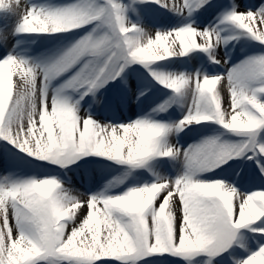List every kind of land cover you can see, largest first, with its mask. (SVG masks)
I'll list each match as a JSON object with an SVG mask.
<instances>
[{"label":"rangeland","instance_id":"obj_1","mask_svg":"<svg viewBox=\"0 0 264 264\" xmlns=\"http://www.w3.org/2000/svg\"><path fill=\"white\" fill-rule=\"evenodd\" d=\"M250 1L0 0V264H264Z\"/></svg>","mask_w":264,"mask_h":264},{"label":"bare ground","instance_id":"obj_2","mask_svg":"<svg viewBox=\"0 0 264 264\" xmlns=\"http://www.w3.org/2000/svg\"><path fill=\"white\" fill-rule=\"evenodd\" d=\"M240 8L242 9V11H245V9H244V7H245V3L243 2H241L240 1ZM247 17H249V19H251V14L250 13H247ZM184 18H185V14H182L181 16H180V19H179V21L180 22H176L175 24H174V27L173 28H171L170 29V31L171 32H177V30H178V28H179V25L181 24V22H183L184 21ZM166 30V29H165ZM166 31H163V33H165ZM169 32V31H168ZM159 33H162V32H160L159 31ZM220 78L221 77H216V81L218 80H220ZM133 91V90H132ZM131 93H135L134 91L133 92H131ZM141 102V100L139 99L138 100V104ZM170 147L172 148V147H174L175 148V146H173V144H171L170 145ZM176 152V151H175ZM177 154V152L175 153V155ZM175 173H176V171H175ZM175 173H174V175H175ZM159 174H161V173H159ZM159 174H154V177L155 178H158V177H160L161 175H159ZM238 178H239V176L238 175H236L235 174V172H232V173H230V175H228V177H227V180L231 183V184H233L234 182L236 183V181L238 180ZM92 182V181H91ZM93 183V185L91 186V188H95L94 186H95V183L94 182H92ZM164 186H168L167 184H165ZM243 189H250L251 190V193L250 194H247V195H245L246 197H247V199H245V200H243V199H241V202L240 203H238V204H240L241 206H243L245 209H246V211L248 212V213H253V212H255V206H254V203H256V202H264V171H262V172H260V171H258V173H257V175H256V177H254L250 182H246V184H244V186H243ZM235 190V189H234ZM236 192L237 193H240V191H238V190H236ZM243 193V192H242ZM73 194V193H72ZM82 194V193H81ZM244 194V193H243ZM74 198H76V197H74ZM77 199H81V197L80 198H77ZM260 199H262V200H260ZM256 200H259V201H256ZM63 205H65V204H63ZM62 205V206H63ZM259 232H262L261 230H258ZM261 235V234H260ZM263 236H264V234H262ZM258 249H264V245H262V246H260V247H258ZM264 252V251H263ZM250 262H255V260H256V258L254 257L253 258V256H251L250 257Z\"/></svg>","mask_w":264,"mask_h":264}]
</instances>
